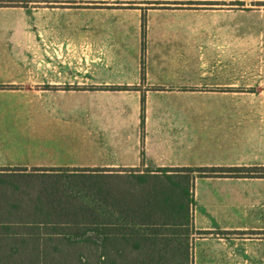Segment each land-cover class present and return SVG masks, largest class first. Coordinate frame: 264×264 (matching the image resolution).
<instances>
[{"label": "crops", "instance_id": "crops-1", "mask_svg": "<svg viewBox=\"0 0 264 264\" xmlns=\"http://www.w3.org/2000/svg\"><path fill=\"white\" fill-rule=\"evenodd\" d=\"M212 1L3 0L0 167L264 166V107L243 102L264 60L236 58L235 19L264 14ZM192 198V264H264V189L197 177Z\"/></svg>", "mask_w": 264, "mask_h": 264}, {"label": "trees", "instance_id": "trees-1", "mask_svg": "<svg viewBox=\"0 0 264 264\" xmlns=\"http://www.w3.org/2000/svg\"><path fill=\"white\" fill-rule=\"evenodd\" d=\"M242 174L264 166L0 167V264H192L195 179Z\"/></svg>", "mask_w": 264, "mask_h": 264}, {"label": "rangeland", "instance_id": "rangeland-1", "mask_svg": "<svg viewBox=\"0 0 264 264\" xmlns=\"http://www.w3.org/2000/svg\"><path fill=\"white\" fill-rule=\"evenodd\" d=\"M209 7L215 9L229 10L234 13L248 12V13H263L264 14V0H215L208 4ZM236 19V23H250L252 29L251 33V46L250 52H239L236 53V58L259 59L264 60V15L263 16H251V19ZM241 31L245 28H241ZM250 56H247L249 55ZM244 104H248L252 107H264V99L262 100H246L243 101ZM185 175V174H184ZM233 181L234 187H241L246 189H264V177L255 176L254 174H249V176H230L228 177ZM192 208V205H191ZM192 210V209H191ZM260 233V232H259ZM252 237L256 236L257 233H251ZM262 234V233H261ZM264 236V235H260ZM255 243V242H254ZM257 250V249H252Z\"/></svg>", "mask_w": 264, "mask_h": 264}]
</instances>
